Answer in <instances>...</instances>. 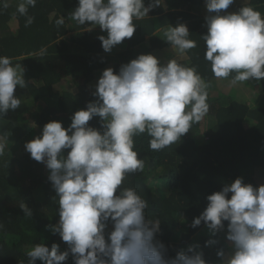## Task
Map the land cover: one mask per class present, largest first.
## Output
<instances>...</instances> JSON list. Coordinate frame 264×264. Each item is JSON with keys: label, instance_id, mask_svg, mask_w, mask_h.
Here are the masks:
<instances>
[{"label": "clouds", "instance_id": "clouds-1", "mask_svg": "<svg viewBox=\"0 0 264 264\" xmlns=\"http://www.w3.org/2000/svg\"><path fill=\"white\" fill-rule=\"evenodd\" d=\"M162 0H77L71 18L86 31L99 27L97 38L105 53L131 39L135 21L161 7ZM37 0H19L17 11L27 16ZM164 3V0H163ZM234 0H204L206 34L204 59L216 79L235 86L264 80V14L252 6L226 11ZM8 7L7 3L3 4ZM33 23L27 16L25 26ZM57 26L64 18L55 20ZM185 24L164 30V41L179 56L197 47ZM46 50H41V55ZM25 69L0 56V119L21 107L17 87L27 86ZM84 109L75 111L67 128L60 121L47 122L39 136L24 143L30 158L48 170V181L57 200L55 224L46 225L66 243L64 251L52 243L34 244L26 250L28 264H208L198 243L169 256V248L156 234L161 220L149 219V202L134 187H123L130 174L142 173L144 160L135 150L134 138L149 137V148L161 151L180 142L194 123L209 112V84L197 69L176 58L161 62L151 53L139 54L120 66L104 69ZM99 118L100 128L89 125ZM8 134L0 135V158L6 155ZM65 150H67L65 152ZM204 210L191 227L202 223L209 237L224 233L226 248L217 250V264H264V184L253 186L237 177L206 197ZM20 209L32 217L25 203ZM225 222H227L225 224ZM3 224L0 223V229ZM209 238L205 247L218 243Z\"/></svg>", "mask_w": 264, "mask_h": 264}, {"label": "trees", "instance_id": "trees-1", "mask_svg": "<svg viewBox=\"0 0 264 264\" xmlns=\"http://www.w3.org/2000/svg\"><path fill=\"white\" fill-rule=\"evenodd\" d=\"M203 5L204 0H162L161 7L135 21L131 39L105 53L97 37L107 33L98 26L86 31L88 25L80 26L71 18L77 0H37L35 7L28 9L27 16L33 18L29 26H25L27 16L18 13L17 4L0 0V56L22 65L27 83L24 89L15 90L21 107L0 119V135L10 133L9 151L0 158V264H28L26 250L37 243L49 248L56 243L60 251L67 248L58 234L46 228L58 220L48 170L30 158L24 143L39 136L47 122L60 121L67 128L72 114L95 99L92 92L104 69L111 67L118 72L121 65L139 54L165 55L171 46L164 41L163 32L168 25L181 23L197 47L176 59L194 66L209 84V112L178 144L161 151L150 150L147 134L135 137V150L145 167L142 173L127 176L123 187L136 188L148 200L146 216L161 220L156 239L169 248V256L189 245L196 234L204 259L217 264V250L228 243L224 233L209 237L203 223L196 228L190 225L206 207V197L225 183L242 177L254 187L264 184V80L238 83L249 91L261 92V100L255 105L215 88L230 78L216 79L204 59L205 45L200 38L207 32ZM242 6H252L264 14V0H234L226 11ZM60 17L64 24L57 26L55 20ZM42 49L46 50L43 55ZM98 121L94 117L89 125L99 129ZM21 203L32 209V217L23 214ZM209 238L219 242L205 247ZM64 264H73L71 255Z\"/></svg>", "mask_w": 264, "mask_h": 264}, {"label": "rangeland", "instance_id": "rangeland-1", "mask_svg": "<svg viewBox=\"0 0 264 264\" xmlns=\"http://www.w3.org/2000/svg\"><path fill=\"white\" fill-rule=\"evenodd\" d=\"M19 0H10V5H16L18 4ZM201 12L202 14H207L206 13V9H205V5L202 6L201 8ZM166 54L164 55L163 52L159 53V54H155V56L163 63L165 61H167L168 59L170 58H176V57H179V55H177L174 51V49L172 48H167V50L165 51ZM111 53V52H110ZM215 88L220 91H222L223 93H226V94H233L238 100H241V101H246L248 104H253L255 105L257 102H259L261 99H260V95H261V92L260 94H258L257 92L255 93V90L254 91H249L248 89H246L245 87L243 86H240L239 84L233 86L230 84V82H225V83H221V84H215ZM256 95V97H255ZM259 95V96H257ZM198 139V141L201 140V136L198 135L196 137ZM200 232H204V230L200 231ZM198 235H193L191 238V243H198ZM187 246V245H186Z\"/></svg>", "mask_w": 264, "mask_h": 264}]
</instances>
